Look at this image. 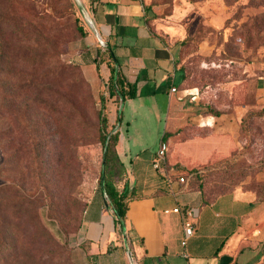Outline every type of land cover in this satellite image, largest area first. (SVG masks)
Returning a JSON list of instances; mask_svg holds the SVG:
<instances>
[{"label":"rangeland","instance_id":"1","mask_svg":"<svg viewBox=\"0 0 264 264\" xmlns=\"http://www.w3.org/2000/svg\"><path fill=\"white\" fill-rule=\"evenodd\" d=\"M3 5L2 14L7 10ZM16 13L30 25L12 23L0 30V38L15 31L5 44L6 68L19 70L15 78L20 85H32L17 89L16 119L7 115L4 120L0 184L22 181L32 188L30 212L20 222L35 232L32 223L39 213L65 249L55 248V257L28 256L25 264H78L66 237L79 228L91 194L100 187L106 150L100 134L110 97L104 82L93 86L82 66L89 52L84 40L94 27L78 0H28ZM153 19L177 47L180 76L169 115L163 104L153 114L148 106L143 113L134 111L132 119L130 104L120 111L121 129L133 145L130 157L151 164L165 140L170 167L201 190L203 202L236 189L260 188L264 196V120L259 133L257 123L248 131L243 124L249 108L264 107L257 101L258 78L264 76V0H162ZM99 45L97 56L105 48ZM12 75L3 78L6 113ZM242 106L248 109L241 112ZM213 110L220 114L210 115ZM26 123L28 128H22ZM36 129L39 147L33 164L18 149ZM31 233L21 238L29 245Z\"/></svg>","mask_w":264,"mask_h":264},{"label":"crops","instance_id":"2","mask_svg":"<svg viewBox=\"0 0 264 264\" xmlns=\"http://www.w3.org/2000/svg\"><path fill=\"white\" fill-rule=\"evenodd\" d=\"M78 1L94 22L84 40L89 46L82 65L87 77L99 87L109 81L115 66L136 87L137 95L124 99L122 105L111 95L107 104L112 128L121 118L116 151L125 174L117 178L116 185L134 191L124 221L127 239L99 187L88 200L81 225L66 237L74 260L78 264H264V200H257L255 192L236 189L203 202L201 191L189 181L181 182L182 172L170 167V162L157 170L153 162L145 164L139 156L130 157L133 145L121 129L120 111L130 104L132 119L134 111L143 113L148 106L146 110L153 114L163 104L169 115L177 92L171 88L180 76L178 50L153 19L162 0ZM99 42L105 48L97 56ZM257 97L259 103L264 102V76L258 78ZM247 109L242 106L240 111ZM177 206L197 211L195 232L185 245L184 216L173 210Z\"/></svg>","mask_w":264,"mask_h":264},{"label":"trees","instance_id":"3","mask_svg":"<svg viewBox=\"0 0 264 264\" xmlns=\"http://www.w3.org/2000/svg\"><path fill=\"white\" fill-rule=\"evenodd\" d=\"M28 0H0V6L4 3L6 5V13H0V30L5 29L4 25L11 26L12 23H20L21 26L29 28V22L24 20L23 17H20L17 13L13 14V11L21 4ZM31 1V0H30ZM8 27V28H9ZM7 29V28H6ZM15 37V31H11L8 35H4L0 38V148L3 149L5 142V130H4V120L6 116L9 115L10 118L16 119L15 113L17 108V95L15 94L17 89L29 90L31 83H25L23 86L20 85L15 75L19 71L17 68L10 70L6 68L8 52L6 51V43ZM27 63V62H25ZM178 65V60H177ZM65 66V64H63ZM63 68V67H62ZM15 71V72H14ZM23 71V70H22ZM13 73V84L11 92V98L9 94V110L6 113V95L3 78L6 74ZM106 85V91L108 96L115 95L118 100L121 98H133L137 95V89L133 84H129L122 77V74L115 66L111 69V76L109 81L104 83ZM25 100H29L26 98ZM26 102V101H25ZM119 102V101H118ZM27 104V102H26ZM120 102L118 103V105ZM43 108V102H39V108ZM210 115L216 116L220 114L219 110H213L209 113ZM121 118L119 117L118 120ZM264 120V107L260 110L254 111L252 108H249L246 112V115L243 119V124H247V131L250 129L251 125L257 123L255 132H257L260 122ZM258 122H252V121ZM252 122V123H251ZM106 126H109L108 116L102 118V131L100 141L107 148L104 150L103 160L105 164V169L101 172L98 182L100 188L102 187V178H105V190L108 195L110 204L116 215L117 225L122 231V226L127 216V208L129 199L134 197V191L127 186H124L122 189H119L116 185L117 178H122L125 174V168L120 160L118 153L116 151V144L119 139V130L110 133V131L105 130ZM22 128H28V123H26ZM112 129V127H111ZM35 135L27 134V139L20 141L21 146L18 149L19 151L25 152L24 156L28 159L29 163L34 164L35 156H33L34 150L39 147L37 142V135H39V130ZM103 162V161H102ZM20 185L19 187H17ZM260 186V185H259ZM256 193L257 200H264V196L261 194V189H249ZM201 191V190H200ZM229 192V191H227ZM225 193V192H224ZM223 194V193H221ZM35 195V192L32 188L26 187L24 182L21 184L19 182L15 183L13 186H8L7 184H0V264H25L26 257H34L40 255L38 259H42L44 254H49L50 257H55L57 254L55 248L59 246L63 249L62 244L58 241L57 237L50 231V229L40 220V214H34L36 219L32 224L36 226L35 232L32 230L31 226L28 223H21V219L29 214V204L33 201L31 197ZM220 195V194H219ZM30 196V197H29ZM218 196V195H217ZM216 196V197H217ZM207 200L206 202L212 201ZM28 205V210L26 209ZM10 217L6 216V213ZM78 229L76 227L75 231ZM32 232L34 235V240L30 242V245L22 241V236L26 233ZM48 247V249L46 248ZM70 247V246H69ZM72 250V247H70ZM65 250V249H63ZM67 251V250H66ZM69 260V258H68ZM40 261V260H38Z\"/></svg>","mask_w":264,"mask_h":264},{"label":"built area","instance_id":"4","mask_svg":"<svg viewBox=\"0 0 264 264\" xmlns=\"http://www.w3.org/2000/svg\"><path fill=\"white\" fill-rule=\"evenodd\" d=\"M144 2V0H140ZM89 22V21H88ZM89 24L94 27V22H89ZM103 43V42H101ZM172 91H176L177 88L173 86L171 88ZM121 100V99H120ZM167 150H168V145L166 141H162L160 144V147L158 151L156 152L154 159H153V166L157 170L164 169V166L166 165L167 162ZM180 181L183 183H187L188 179L184 176L180 177ZM175 212L182 213L184 216V237L182 239V243L185 245L187 242V239L191 237L194 232H195V222H194V217L197 214V211L193 207H184L181 208L180 206H177L173 209Z\"/></svg>","mask_w":264,"mask_h":264},{"label":"water","instance_id":"5","mask_svg":"<svg viewBox=\"0 0 264 264\" xmlns=\"http://www.w3.org/2000/svg\"><path fill=\"white\" fill-rule=\"evenodd\" d=\"M78 2H79V1H78ZM84 15H85V18L87 19V21H89V22H93V19L88 15L87 11H84ZM100 40H101V38H100ZM101 42H103V41L101 40ZM120 101H121V104H120V105H122L123 102H124V99L121 98ZM120 108H121V106H120ZM119 123H120V120H119L118 124L116 125V127L114 128V130H113L112 132H115V131L118 130V125H119ZM112 132H110V133H112ZM106 148H107V143H106L105 149H106ZM103 163H104V160H103ZM102 189H103V191H104V193H105V196L108 198V195H107L106 190H105V178H104V176H103V178H102ZM122 228H123L124 238H125V240H126V239H127V230H126V228H125V224L122 226Z\"/></svg>","mask_w":264,"mask_h":264}]
</instances>
